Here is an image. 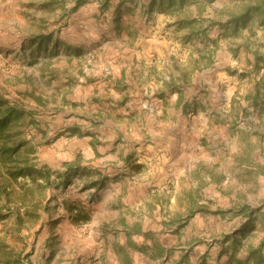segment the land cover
I'll list each match as a JSON object with an SVG mask.
<instances>
[{
    "label": "rangeland",
    "instance_id": "374dc122",
    "mask_svg": "<svg viewBox=\"0 0 264 264\" xmlns=\"http://www.w3.org/2000/svg\"><path fill=\"white\" fill-rule=\"evenodd\" d=\"M243 1L195 0L181 17L209 29L185 42L173 25L177 17L149 9V0H111L107 8L104 0L79 6L75 0H0V96L36 111V124L25 131L35 148L31 163L54 182L38 187L43 180H19L34 185L28 201L38 203L39 214L19 229L15 212L24 216V207L14 200L20 191L7 205L0 201V236L25 264H242L248 248L264 240V25L236 32L221 26ZM41 34L46 45L32 39ZM113 54H128L124 99L122 88L110 87ZM129 54H140V63L132 66ZM204 54L212 57L206 68ZM170 82L183 99L207 106V122L199 108L181 115L183 99L167 90ZM129 111L130 119L123 115ZM151 115L162 116L155 120L168 128L159 141L164 154L144 164L150 153L135 152L131 167L127 142L114 131L136 132L134 125L145 127ZM153 122L147 130L155 136ZM70 127L77 128L74 135ZM84 138L96 140L100 153L77 144ZM74 161L81 174L71 176L68 188L56 186L54 172ZM98 174L103 187L83 189ZM66 205L84 207L89 220L72 224ZM248 222L251 228L238 235ZM234 236L240 243L233 249Z\"/></svg>",
    "mask_w": 264,
    "mask_h": 264
},
{
    "label": "trees",
    "instance_id": "16d2710c",
    "mask_svg": "<svg viewBox=\"0 0 264 264\" xmlns=\"http://www.w3.org/2000/svg\"><path fill=\"white\" fill-rule=\"evenodd\" d=\"M62 0H49L46 5H52ZM84 0H75L76 6L83 4ZM111 0H104L103 7L107 8L108 3ZM134 0H120V4L133 3ZM196 3L195 0H149L148 8H156L161 13H167L176 16L177 19L173 25L178 30L184 31L183 41H190L192 39H199L201 36L207 35L209 27H204L200 20L192 17H181V14L186 12L190 4ZM199 13L203 11V8H198ZM256 24L257 26L264 25V0H244L243 9L239 13L231 14L224 24H221L223 28L232 25L233 32L237 31L240 27H249ZM38 41L39 44L47 43L45 35H38L32 38ZM57 55V54H56ZM68 55V54H66ZM207 58V62L204 67H209L212 63V57L209 54H204ZM196 66L195 69H198ZM52 72L51 70H49ZM184 83H188V80L184 79ZM174 86V84H171ZM171 88V87H170ZM24 98H31L39 105H45L40 97H35L32 93L25 92L22 94ZM24 101H9L0 96V201L2 200L6 205L10 202L11 196L15 190H19L20 194L18 200H14L24 207V216H20L18 212H15V222L19 229L26 221H30L34 218H39L37 213L38 203L34 200H29V195H32L34 185L20 184L21 181H31V184H37L39 180H43V183H39L36 186L46 187L54 184L52 179V173L46 172L43 169L34 168L31 163V156L35 153V148L30 144V140L26 138L25 131L29 126L35 125L36 111L28 110L24 106ZM77 128L70 127L68 131L71 134L77 132ZM66 171L54 172L56 186L62 188H68L72 185L71 176L80 175L82 169L80 168L78 161L66 163ZM83 171H88L86 168ZM89 172V171H88ZM99 175V174H98ZM90 175L88 174L87 177ZM52 183V184H51ZM105 179L102 176H98L97 179H88L83 185V189L94 188L99 190L103 187ZM28 201V202H27ZM63 205L65 206L64 202ZM42 210H48V203L45 206H41ZM66 212L68 213V219L74 225L86 223L89 220L88 214H86L84 207L78 205H66ZM242 212V210H241ZM240 212V213H241ZM1 213V210H0ZM251 212H249L250 215ZM251 228V222H248L241 233L247 228ZM132 233L134 230H132ZM126 234L130 235L131 231ZM146 237V236H145ZM240 243L239 238L234 236L231 238V247H237ZM264 245V240L259 244L257 248L249 247L247 250L246 258L242 264H264V255L261 248ZM138 251H144L145 247L139 246ZM235 255H231L230 259H234ZM21 252L15 251L9 244H7L4 237L0 236V264H25L23 262ZM201 264H205L202 262Z\"/></svg>",
    "mask_w": 264,
    "mask_h": 264
},
{
    "label": "crops",
    "instance_id": "0c3cea01",
    "mask_svg": "<svg viewBox=\"0 0 264 264\" xmlns=\"http://www.w3.org/2000/svg\"><path fill=\"white\" fill-rule=\"evenodd\" d=\"M126 55H128V54H113V58L111 59V62H112V64H111V69H112V71H113V73H114V77H115V79H114V83H113V85H110V87L113 89V88H115L116 90H118V91H120V89L122 88L123 89V91H120V93H121V96H122V98L124 99V98H127L128 96H129V94L130 93H126L127 92V89L124 91V85H123V83H124V81H122V77L124 76V74L126 73V69L129 67V64L127 65V61L129 62V59L128 60H126V58H125V56ZM129 56H130V58H131V64H132V66H134V64L135 63H140L139 61V59H141L140 57V54H129ZM138 56V57H137ZM128 66V67H127ZM118 73V74H117ZM167 83V82H166ZM119 84L121 85V86H119ZM134 84V83H133ZM171 84H173V83H169V85H167V90H169V91H175V92H177V93H179V96H178V100L180 101L181 99H183V97H182V93L180 92V88H179V86L178 87H176L175 86V84H174V86H172ZM187 84H189V81H188V83ZM140 85V84H139ZM139 85H137L136 86V88H138L139 87ZM183 85V84H182ZM171 87V88H170ZM173 89V90H172ZM108 91H110V92H113V91H111L109 88L107 89ZM162 92V91H161ZM91 94H93L92 92H91ZM95 97V96H94ZM116 98H119L120 96H115ZM160 99H166L165 98V96L164 95H160ZM178 100H176V101H178ZM94 101H96L97 102V99L96 98H94ZM158 101H161V100H158ZM166 101V100H165ZM179 101H178V103H179ZM100 103V102H99ZM177 103V102H176ZM66 104H68L67 102H66ZM117 104V103H116ZM111 106H116V105H114V104H110ZM163 105H167V102H164V104ZM171 105L172 104H170L169 106H164V110H166V108L167 107H171ZM174 105V107H176V104H173ZM197 108H199L201 111H204V113H205V116H204V119H205V121L207 122L208 121V118L210 117V112H208V109H207V106L205 105V104H203V103H201V102H192L191 100H187V99H183V101H181V115L182 116H190V115H188L189 114V112L191 113V114H198L197 113V111H196V109ZM96 112H95V114H96V116H95V118H98L97 117V110H95ZM150 111V110H149ZM131 111H129V112H127V113H125V114H123V115H125L126 117H128L129 119L132 117L131 116ZM216 113V112H215ZM215 116L216 117H219L220 119H221V117L223 118L224 116L223 115H220L218 112L215 114ZM160 117H162V116H153V115H151V116H149V117H147L146 119H145V123H146V126L144 127V126H136V125H134V130H136V132H133V133H130V134H128V133H126L125 132V130H118V128H116L117 129V131H114L115 133L116 132H119L120 133V135H122V138L123 139H125L126 140V146L127 147H129V149H127L126 150V161H127V164L129 163L130 164V166L131 165H137L136 164V161H134V158L135 157H138V156H140V155H147L148 153H150V154H148L143 160H142V163H144V164H148V162H149V164H153L154 163V160H152V161H150V158H153L154 157V159L155 158H157L158 160H160V158H161V156H163V152H162V146H161V144L159 143V141L160 140H162V139H164V137L166 136V134L168 133L167 132V126H162V124H161V122L159 123L158 121H156L155 119H158V120H160L161 118ZM150 119H153L154 120V122L153 123H155V124H157V131H158V133H155L154 135L155 136H152V134H150L149 132H148V130H147V123H148V121L150 120ZM134 120V119H133ZM179 121V120H178ZM152 123V124H153ZM164 128V130L162 131V129L161 128ZM206 128H208V127H206ZM160 129H161V132H160ZM170 129V128H169ZM68 130V129H67ZM174 130V129H173ZM70 132V131H69ZM170 134H172V133H170ZM74 135V134H73ZM128 137H130V140H127V138ZM103 141H105V140H103ZM80 143V144H79ZM85 143H87L88 144V149L91 151H94L96 154H99L100 152L98 151V149H97V146H95L96 144V140H94V139H91V138H88V139H82V140H80L77 144L78 145H80V146H83ZM130 143V144H129ZM90 144V145H89ZM79 146V147H80ZM111 149H116L115 147H113V142H112V144H111ZM166 150H168V149H164V151H166ZM135 152L136 153H138L137 155H135V157H134V154H135ZM163 154H162V153ZM119 154V153H118ZM166 154V153H165ZM134 162V163H133ZM155 164V163H154ZM157 165H159V163L157 164ZM89 167V166H88ZM88 167H86V169L87 170H90V169H92V170H94L92 167H90V168H88ZM132 167V166H131ZM170 167H172L171 165H170ZM131 169H133V168H131ZM154 169H156V166L154 167ZM152 181V180H151ZM151 182H149V183H146V184H150ZM153 185V184H152ZM150 186V185H149ZM90 189H94V188H90ZM86 190H88V189H86ZM126 233H127V231H126Z\"/></svg>",
    "mask_w": 264,
    "mask_h": 264
}]
</instances>
